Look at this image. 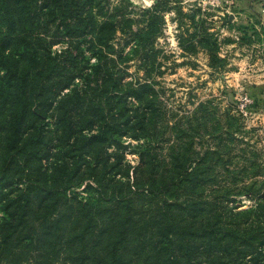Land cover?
I'll return each instance as SVG.
<instances>
[{"label":"trees","instance_id":"1","mask_svg":"<svg viewBox=\"0 0 264 264\" xmlns=\"http://www.w3.org/2000/svg\"><path fill=\"white\" fill-rule=\"evenodd\" d=\"M130 5L0 0V264H264L260 149L213 99L169 106L168 0Z\"/></svg>","mask_w":264,"mask_h":264},{"label":"rangeland","instance_id":"2","mask_svg":"<svg viewBox=\"0 0 264 264\" xmlns=\"http://www.w3.org/2000/svg\"><path fill=\"white\" fill-rule=\"evenodd\" d=\"M129 1L130 14L143 25L145 17L141 10L156 0ZM203 29L211 35L209 42L216 43L215 61L204 47ZM263 36L264 0H168L162 33L154 41L155 48L161 50L157 60L162 64V73L157 80L165 88L169 106L179 113H188L200 100L213 99L221 110L230 109L247 132L239 133L241 138L260 149L262 164ZM130 65L134 76L135 63ZM141 74L142 71L138 73ZM244 95L247 100H243ZM124 157L131 166L138 162L136 154L125 153ZM243 202L241 208L251 203L245 198Z\"/></svg>","mask_w":264,"mask_h":264},{"label":"built area","instance_id":"3","mask_svg":"<svg viewBox=\"0 0 264 264\" xmlns=\"http://www.w3.org/2000/svg\"><path fill=\"white\" fill-rule=\"evenodd\" d=\"M243 100H247V96L246 95L243 96Z\"/></svg>","mask_w":264,"mask_h":264}]
</instances>
